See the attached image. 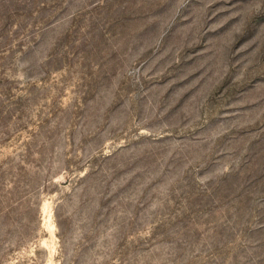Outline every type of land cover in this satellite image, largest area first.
<instances>
[{
    "label": "rangeland",
    "instance_id": "1",
    "mask_svg": "<svg viewBox=\"0 0 264 264\" xmlns=\"http://www.w3.org/2000/svg\"><path fill=\"white\" fill-rule=\"evenodd\" d=\"M0 264H264V0H0Z\"/></svg>",
    "mask_w": 264,
    "mask_h": 264
}]
</instances>
